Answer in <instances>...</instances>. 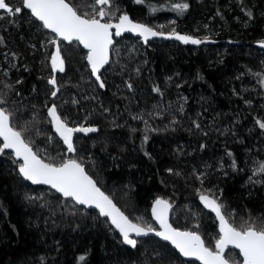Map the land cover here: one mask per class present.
<instances>
[{
  "label": "trees",
  "instance_id": "obj_1",
  "mask_svg": "<svg viewBox=\"0 0 264 264\" xmlns=\"http://www.w3.org/2000/svg\"><path fill=\"white\" fill-rule=\"evenodd\" d=\"M5 2L13 10L21 7V0ZM177 3L189 7L180 12L172 8ZM110 4L111 21L128 14L157 31L174 20L175 32L212 44L154 40L144 46L121 37L101 74L102 90L75 43L58 42L65 70L52 72L55 36L21 7V13L0 17V99L5 101L0 107L12 113V125L34 152H47L46 163L80 162L133 223L153 226L150 206L163 199L175 228L196 232L211 245L218 238L216 224L198 205L200 193L222 204L235 227L259 226L264 175L253 171L264 163V130L257 125L264 122V87L258 84L264 51L254 44L264 41V0ZM53 75L59 86L55 98L48 84ZM52 105L69 127L97 129L73 136L74 153L48 122ZM13 159L6 151L0 155V264H196L153 238L126 247L106 218L28 185Z\"/></svg>",
  "mask_w": 264,
  "mask_h": 264
},
{
  "label": "snow or ice",
  "instance_id": "obj_2",
  "mask_svg": "<svg viewBox=\"0 0 264 264\" xmlns=\"http://www.w3.org/2000/svg\"><path fill=\"white\" fill-rule=\"evenodd\" d=\"M110 2L111 0H95V3L101 6L109 5ZM142 2L143 0H136L138 4ZM22 7L30 10L32 17L39 21L44 29L55 34V38L50 41L56 45L50 58L52 72H64L65 70V60L58 41L66 42L70 46L74 43L82 45L87 50L85 58L100 88H104L105 84L98 73L104 65L109 63V48L113 43V36H121L129 32L142 37L147 42L150 37L163 35L145 24L134 23L127 15L119 16L118 23H112L111 18L102 23L101 20L112 15L104 7L94 9V15L91 18L82 16L78 14L69 0H22ZM188 7L187 3L172 5L173 9L180 12L187 10ZM0 10L9 15L22 11L21 7L13 10L5 0H0ZM111 29H115V32L110 31ZM167 38H174L185 44L205 42L190 36L179 35L174 30ZM259 46L264 47V41H261ZM48 84L53 89L51 97L55 98L59 91L55 75L48 80ZM261 84H264V79H261ZM128 87L131 89L130 84ZM153 91L158 92L159 89L154 88ZM4 103L5 101L0 99V105ZM11 117L12 113L5 108H0V141H2L0 155H4L6 150H11V156L14 157L13 163L22 161L18 164V172L24 180L32 184L49 185L64 198H70L75 204L98 209L99 215L107 217L111 224L119 230L125 244L133 248L137 245V240L130 238L129 233H135L138 237L152 233L163 241L170 242L181 256L194 257L200 261V264H237L232 256L226 254L229 247L238 250L239 256L242 257L239 264H264V222H261L259 226L255 222H245L246 226L237 228L226 219L222 212L224 207L222 204L217 203L216 199L210 198L207 194L198 193L201 203L205 208L214 212L219 221V237L215 241L214 250L205 246V242L198 233L181 231L168 223L167 212L170 205L166 200L158 198L152 206V216L160 225L161 230H156L150 224L132 223L113 203L110 196L101 191L76 159H65L62 163L55 164L46 163L39 158L38 153L34 152L30 143L23 138L22 132L12 125ZM47 117L54 131L67 146L69 153L76 151L73 142L74 133L87 134L97 131L95 127L84 125L69 127L67 119L62 118L58 113L56 105L47 107ZM133 118L140 119V117ZM257 125L264 130V122L257 120ZM196 127L199 128V125L197 124ZM233 167H235V162H233ZM253 175H264V164L254 169ZM84 259V256L79 257L80 261Z\"/></svg>",
  "mask_w": 264,
  "mask_h": 264
},
{
  "label": "water",
  "instance_id": "obj_3",
  "mask_svg": "<svg viewBox=\"0 0 264 264\" xmlns=\"http://www.w3.org/2000/svg\"><path fill=\"white\" fill-rule=\"evenodd\" d=\"M22 9H23V7H22ZM24 11H26V12H28L29 14H30V16L32 17V15H31V12H30V10H28V9H23ZM122 15H127L129 18H130V16L128 15V14H122ZM121 16V15H120ZM35 21H37L34 17H32ZM131 19V18H130ZM132 20V19H131ZM133 21V20H132ZM41 26H42V24L39 22V21H37ZM102 23H103V21H101ZM119 22V20L117 19L116 21H113L112 23H118ZM134 23H139V22H135V21H133ZM147 26V25H146ZM44 29V28H43ZM45 31H47V32H49V33H51L53 36H55V34L54 33H52V32H50L49 30H47V29H44ZM154 30V29H153ZM110 31H112L113 33L115 32V29H111ZM154 31H156V30H154ZM157 32H159V31H157ZM160 33H162V32H160ZM177 34H179V35H185V36H188V35H186V34H183V33H179V32H176ZM171 33H163V35H160V36H156V37H150L148 40H147V42H145V40L142 38V37H140V36H138V35H136V34H134V33H129V32H125V33H123L121 36H113V43H112V45L110 46V48H109V62H110V54H111V48L113 47V45L115 44V41L116 40H118V39H120L121 37H124V36H131V37H134V38H136V39H139L140 41H141V43L144 45V46H146L147 45V43H149V42H151V41H154V40H161V41H167V42H175V43H178V44H180V45H183V46H189V47H200V46H203V45H210V44H212V41H210V40H208V39H199V40H202V41H205V42H203V43H200V44H191V43H188V44H185V43H182L181 41H179V40H177V39H174V38H167L169 35H170ZM190 37H192V36H190ZM192 38H194V39H198V38H195V37H192ZM58 42H62V43H64V44H66V45H68L66 42H63V41H58ZM261 41H259V42H256L255 44H254V47H256V48H258L259 50H262V51H264V47H260L259 46V43H260ZM82 49H83V51L85 52V57H86V54H87V50L86 49H84L83 48V46L82 45H79ZM55 48H56V45H55ZM85 64L87 65V68H88V70L90 71V74H91V78L97 83V85L99 86V83L97 82V80H96V77L95 76H93L92 75V71H91V67H90V65H88V62H87V60H86V58H85ZM109 64V63H108ZM108 64H106V65H104V67L103 68H101L100 69V72L98 73V75H100L101 76V74H102V72L106 69V67L108 66ZM58 72V71H57ZM101 79H102V77H101ZM103 81V80H102ZM102 90L104 89V88H101ZM1 108V107H0ZM80 133H82V132H77V133H74L73 134V136L74 135H76V134H80ZM0 143H2V141H0ZM6 152H8V153H10L11 154V150H6ZM14 158V157H13ZM39 158H41L40 156H39ZM42 159V158H41ZM43 160V159H42ZM22 161H17V163H21ZM45 162V161H44ZM17 172H18V169H17ZM18 174H19V172H18ZM20 176V175H19ZM22 179H23V177L22 176H20ZM92 178V177H91ZM93 179V178H92ZM24 180V179H23ZM94 180V179H93ZM28 185H30V186H32V187H41V188H46V189H49V190H51L52 192H54L57 196H59L60 198H62V199H70V198H64L60 193H58V192H56L54 189H52L49 185H44V184H32L30 181H27V180H24ZM95 181V180H94ZM97 184V183H96ZM98 186V185H97ZM99 187V186H98ZM100 188V187H99ZM101 189V188H100ZM101 191H103L102 189H101ZM104 192V191H103ZM106 194V193H105ZM107 195V194H106ZM210 197V196H209ZM210 198H212V197H210ZM71 200V199H70ZM163 200V199H162ZM72 201V200H71ZM155 201V200H154ZM154 201L152 202V204H151V206H150V210H149V217H150V220H151V222L153 223V225L155 226V229L156 230H161L160 229V225L157 223V221L153 218V216H152V206H153V203H154ZM73 203H75L74 201H72ZM113 203H114V201H113ZM197 203H198V205L203 209V211H205V212H207V213H209L213 218H214V220H215V222H216V225H217V232H218V234H219V221L217 220V218H216V216H215V213L214 212H212L210 209H208V208H205V206H204V204L203 203H201V201H200V199H199V196L197 197ZM115 204V203H114ZM77 206H79V207H81V208H84V209H86V210H91V211H94V212H96L98 215H99V210L98 209H96L95 207H91V206H85V205H78V204H76ZM116 205V204H115ZM170 205V204H169ZM117 206V205H116ZM118 207V206H117ZM119 208V207H118ZM120 209V208H119ZM170 210H171V206L169 207V209H168V212H167V217H168V223L173 227V228H175L172 224H171V220H170ZM120 211L122 212V210L120 209ZM125 215V214H124ZM100 216V215H99ZM100 217H102V216H100ZM102 218H106L107 219V221H108V223H109V225H110V227L119 235V237L121 238V240H122V243L126 246V247H128V248H130V249H133V247H131V246H129V245H127V244H125L124 242H123V237L121 236V234H120V232H119V230L118 229H116L112 224H111V222H110V220L107 218V217H102ZM129 219V218H128ZM130 220V219H129ZM131 221V220H130ZM132 222V221H131ZM133 223V222H132ZM175 229H177V228H175ZM180 230V229H179ZM181 231H184V230H181ZM129 236H130V238H132V239H135V240H137V241H140V240H144V239H146V238H153V239H155V240H157V241H159L160 243H163V244H166V245H168L175 253H177V255L180 257V259L182 260V261H184V262H193V263H196V264H200V261H198V260H196L194 257H188V258H186V257H183V256H181L180 255V253L171 245V243L170 242H167V241H163L160 237H158V236H155L154 234H152V233H149L147 236H136L135 235V233H129ZM203 240V239H202ZM214 249H215V246H214ZM228 250H234V251H237L238 252V250H236V249H231V247H229V249ZM240 259L242 260V257H240Z\"/></svg>",
  "mask_w": 264,
  "mask_h": 264
},
{
  "label": "rangeland",
  "instance_id": "obj_4",
  "mask_svg": "<svg viewBox=\"0 0 264 264\" xmlns=\"http://www.w3.org/2000/svg\"><path fill=\"white\" fill-rule=\"evenodd\" d=\"M12 1V3L15 5L16 3H17V0H11ZM69 2L76 8V10L78 11V14H80V15H82V16H88L89 18H91V16L92 15H94V9H99L100 7H104L105 8V10L107 11V12H109V13H111V11H108L107 9L111 6V4H109V5H103V6H101V5H98V4H96L95 3V0H87V1H85L83 4H75L74 2H71V0H69ZM21 4H22V0H21ZM11 7V6H10ZM21 7H22V5H21ZM5 14H7V13H4L3 12V10H0V17L1 16H3V15H5ZM120 16V15H119ZM119 16H117L116 18L118 19V17ZM96 18L97 19H100V17L99 16H96ZM108 19H109V17L108 16H106L103 20H101V21H103V22H107L108 21ZM116 19V20H117ZM111 20H113V18H111ZM115 20V21H116ZM113 22V21H112ZM173 24H174V20H169L167 23H165V25H162V28H159V29H157V31H164L165 30V32H169V31H172L173 32ZM164 29V30H163ZM49 67H50V69L52 70V67H51V62L49 61ZM261 79H264V72H263V74H261ZM261 79H259L260 81L258 82V84H259V87H264V84H261ZM253 87H256V85H254ZM61 139V138H60ZM36 150V149H35ZM35 152H37L38 153V155L41 157V158H43L44 159V151L43 152H41V151H38V149L35 151ZM47 153V152H46ZM45 153V154H46ZM48 155V154H47ZM48 163V162H47ZM260 164H264L263 162L262 163H258V165L256 166V169L258 168V166L260 165ZM173 218H174V216H173ZM175 219V218H174ZM153 228H155V226L153 225L152 226ZM214 246H215V242H213L211 245H206V247H209L210 249H213L214 250ZM226 254H228V255H230V256H232L236 261H237V264H239V262H240V258H239V255H238V253H236V252H234V251H229V252H227Z\"/></svg>",
  "mask_w": 264,
  "mask_h": 264
},
{
  "label": "flooded vegetation",
  "instance_id": "obj_5",
  "mask_svg": "<svg viewBox=\"0 0 264 264\" xmlns=\"http://www.w3.org/2000/svg\"><path fill=\"white\" fill-rule=\"evenodd\" d=\"M22 5V4H21ZM213 218V217H212ZM227 219V218H226ZM213 220H214V218H213ZM214 222H215V220H214ZM215 224H216V222H215ZM216 230H217V225H216ZM217 234H218V232H217ZM218 237H219V234H218ZM229 251H234V250H226V253L227 252H229ZM234 252H236V253H238L237 251H234ZM238 255H239V253H238ZM239 258H240V256H239ZM240 261H241V259H240Z\"/></svg>",
  "mask_w": 264,
  "mask_h": 264
}]
</instances>
